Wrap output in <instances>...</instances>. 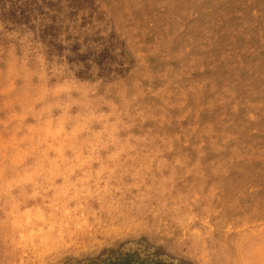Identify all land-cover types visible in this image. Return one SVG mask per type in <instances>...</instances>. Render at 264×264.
<instances>
[{
  "label": "rangeland",
  "instance_id": "1",
  "mask_svg": "<svg viewBox=\"0 0 264 264\" xmlns=\"http://www.w3.org/2000/svg\"><path fill=\"white\" fill-rule=\"evenodd\" d=\"M264 264V0H0V264Z\"/></svg>",
  "mask_w": 264,
  "mask_h": 264
},
{
  "label": "trees",
  "instance_id": "2",
  "mask_svg": "<svg viewBox=\"0 0 264 264\" xmlns=\"http://www.w3.org/2000/svg\"><path fill=\"white\" fill-rule=\"evenodd\" d=\"M109 264H163L162 262L145 261L135 255L127 254L126 256H119L115 261Z\"/></svg>",
  "mask_w": 264,
  "mask_h": 264
}]
</instances>
